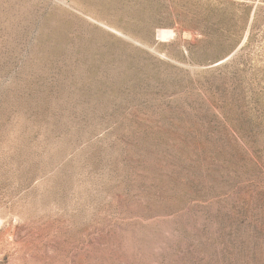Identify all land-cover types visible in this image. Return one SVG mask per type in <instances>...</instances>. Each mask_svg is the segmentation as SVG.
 Returning <instances> with one entry per match:
<instances>
[{
	"label": "rangeland",
	"instance_id": "obj_1",
	"mask_svg": "<svg viewBox=\"0 0 264 264\" xmlns=\"http://www.w3.org/2000/svg\"><path fill=\"white\" fill-rule=\"evenodd\" d=\"M0 264H264V0H0Z\"/></svg>",
	"mask_w": 264,
	"mask_h": 264
},
{
	"label": "bare ground",
	"instance_id": "obj_2",
	"mask_svg": "<svg viewBox=\"0 0 264 264\" xmlns=\"http://www.w3.org/2000/svg\"><path fill=\"white\" fill-rule=\"evenodd\" d=\"M168 33V32H167ZM162 36V35H161ZM163 37V36H162ZM165 37V36H164Z\"/></svg>",
	"mask_w": 264,
	"mask_h": 264
}]
</instances>
